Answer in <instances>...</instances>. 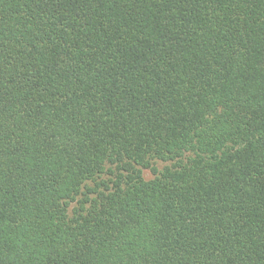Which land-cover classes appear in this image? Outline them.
<instances>
[{"label":"trees","instance_id":"obj_1","mask_svg":"<svg viewBox=\"0 0 264 264\" xmlns=\"http://www.w3.org/2000/svg\"><path fill=\"white\" fill-rule=\"evenodd\" d=\"M0 264H264V0H0Z\"/></svg>","mask_w":264,"mask_h":264},{"label":"rangeland","instance_id":"obj_2","mask_svg":"<svg viewBox=\"0 0 264 264\" xmlns=\"http://www.w3.org/2000/svg\"><path fill=\"white\" fill-rule=\"evenodd\" d=\"M164 164L165 163H159V166H164ZM144 174H145V176L147 177V178H150V177H152V172L150 171V170H145V172H144Z\"/></svg>","mask_w":264,"mask_h":264}]
</instances>
